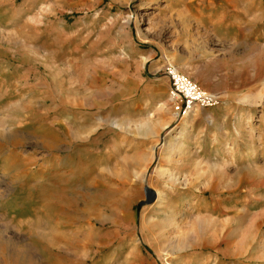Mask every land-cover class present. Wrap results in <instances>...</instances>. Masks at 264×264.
I'll return each mask as SVG.
<instances>
[{
    "label": "rangeland",
    "instance_id": "rangeland-1",
    "mask_svg": "<svg viewBox=\"0 0 264 264\" xmlns=\"http://www.w3.org/2000/svg\"><path fill=\"white\" fill-rule=\"evenodd\" d=\"M59 263L264 264V0H0V264Z\"/></svg>",
    "mask_w": 264,
    "mask_h": 264
},
{
    "label": "built area",
    "instance_id": "built-area-1",
    "mask_svg": "<svg viewBox=\"0 0 264 264\" xmlns=\"http://www.w3.org/2000/svg\"><path fill=\"white\" fill-rule=\"evenodd\" d=\"M168 74L172 81L173 94L181 98L185 109L198 106L200 108H213L218 105V98L199 88L187 75L178 72L172 67H168Z\"/></svg>",
    "mask_w": 264,
    "mask_h": 264
},
{
    "label": "crops",
    "instance_id": "crops-1",
    "mask_svg": "<svg viewBox=\"0 0 264 264\" xmlns=\"http://www.w3.org/2000/svg\"><path fill=\"white\" fill-rule=\"evenodd\" d=\"M59 264H62V263H59Z\"/></svg>",
    "mask_w": 264,
    "mask_h": 264
}]
</instances>
